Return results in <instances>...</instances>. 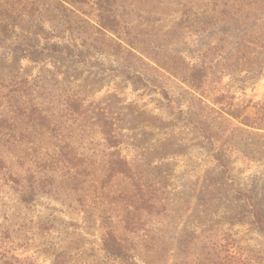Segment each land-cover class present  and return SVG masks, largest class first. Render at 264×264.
Masks as SVG:
<instances>
[{
    "label": "rangeland",
    "instance_id": "1",
    "mask_svg": "<svg viewBox=\"0 0 264 264\" xmlns=\"http://www.w3.org/2000/svg\"><path fill=\"white\" fill-rule=\"evenodd\" d=\"M103 18L134 53L96 39ZM194 65L208 71L203 95L180 77ZM66 93L105 109L122 156L166 215L112 202L134 185L103 186L97 127L54 135L20 116L37 106L66 127ZM222 93L253 118L264 102V0H0V118L16 128L0 133V155L13 173L55 182L24 201L0 172V264H54L61 252L64 264H127L106 251L108 230L138 264H264V231L240 194L264 214V131L224 114L229 98L214 102ZM64 140L86 159L83 173L43 170ZM129 213L146 232L124 228Z\"/></svg>",
    "mask_w": 264,
    "mask_h": 264
},
{
    "label": "trees",
    "instance_id": "2",
    "mask_svg": "<svg viewBox=\"0 0 264 264\" xmlns=\"http://www.w3.org/2000/svg\"><path fill=\"white\" fill-rule=\"evenodd\" d=\"M66 9L68 8L66 7ZM106 21V18L102 19L100 27L97 30L99 35L96 39L104 41L108 47L111 46L112 51L115 53L126 50L129 53H134L123 44L121 41L122 38L119 36L120 34H118L119 32L116 31L115 28H111L113 26L106 24ZM110 32L115 33L121 40L112 37L109 34ZM129 44L132 45L131 42ZM166 69L170 73L175 74V72H172L168 68ZM180 77L188 86L190 92H198L201 95L205 93L204 86L208 78V71L202 65L192 66L188 74ZM202 98L203 96L199 98V101L203 104L204 101ZM227 98H229V102L224 104V106H222L223 108H221L224 114L232 119L240 121L247 127H253L264 131V102L255 105L257 111L256 117L253 118L250 117V115L245 114V107H241L233 101V96L222 93L216 96L214 102L216 104H222ZM2 100L3 96L0 94V105L2 104ZM63 103L65 104L67 115L71 119V124L67 125L61 121H59V123H63L66 127L60 126L57 122H53L51 116L45 114L44 111L37 106H31L28 112L23 111L20 116L30 119V123L33 124V129L35 127L38 130L51 132V134L54 135H77L76 132L78 129L86 130L91 127H97L102 133V138L98 140V143L104 153L102 157L104 158L106 169L103 186L106 187L111 185L118 177L131 179L134 185L128 191H122L115 194L112 202L131 206L135 211H139L140 213L144 212L152 216L166 215L168 212V205L159 200L153 190L148 186H143L137 180L135 170L130 160L122 156L118 137L114 134V123L105 109L93 102L86 103L85 98L78 93L64 94ZM204 105L207 107L210 106L207 103H204ZM226 115L223 116L228 119ZM15 130L16 128L14 124L10 123L7 117L0 118V133L16 137ZM8 143L10 145L12 144L10 139L6 140V144ZM56 147L57 150L52 154L41 158L40 161L43 170L64 168L78 173L84 172L86 159L79 154L71 141L64 140L63 143L57 144ZM260 150L264 152V141H262ZM216 159L219 164L224 167L226 166V162L220 153L216 154ZM0 172H4L7 175L9 181L12 182V187L21 193L24 201H32L39 190L44 192L52 191L55 183L52 178L47 176H37L31 171H28L26 174L13 173L8 166L6 158L2 155H0ZM23 181L28 183L27 188H22L21 183H23ZM240 194L252 204L255 221L259 228L264 231V214L254 200V196L247 192H241ZM136 219L137 215L135 213H129L128 216L123 218L125 223L124 228L134 233L146 232L147 227ZM104 247L109 254L119 260L126 262L127 264H138L134 259L131 246L124 239L120 238L115 231L108 230L106 232ZM64 260L65 252H61L57 255L54 264H64Z\"/></svg>",
    "mask_w": 264,
    "mask_h": 264
}]
</instances>
